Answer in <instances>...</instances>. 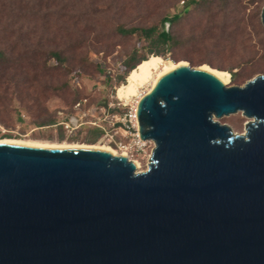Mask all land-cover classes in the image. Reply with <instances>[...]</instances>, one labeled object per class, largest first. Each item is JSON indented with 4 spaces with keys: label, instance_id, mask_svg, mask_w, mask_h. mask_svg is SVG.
I'll use <instances>...</instances> for the list:
<instances>
[{
    "label": "water",
    "instance_id": "1",
    "mask_svg": "<svg viewBox=\"0 0 264 264\" xmlns=\"http://www.w3.org/2000/svg\"><path fill=\"white\" fill-rule=\"evenodd\" d=\"M238 112L242 134L219 122ZM136 118L154 142L140 171L100 149L0 143V264H264V75L227 86L179 65Z\"/></svg>",
    "mask_w": 264,
    "mask_h": 264
},
{
    "label": "rangeland",
    "instance_id": "2",
    "mask_svg": "<svg viewBox=\"0 0 264 264\" xmlns=\"http://www.w3.org/2000/svg\"><path fill=\"white\" fill-rule=\"evenodd\" d=\"M184 1L0 0V50L9 59L0 66V139L101 144L120 152L94 123L107 129L105 109L116 107L113 112H120L133 105L137 97H116L129 72L126 62L133 55L152 54L137 35L120 36L114 28L155 24L181 12ZM257 10L254 15L255 9L244 0L227 11L183 12L171 26L178 45L166 47L159 56L226 71V85H237L232 72L243 74L251 63L264 67V27L261 8ZM59 50L67 56L64 65L71 72L57 67L54 54L48 57L49 51ZM256 75L264 73L255 72L245 82ZM149 87H140L139 94ZM71 118L77 123L69 131L62 122ZM247 120L238 112L219 122L242 134ZM119 137L115 135V141ZM151 147L131 158L140 163V170L147 168Z\"/></svg>",
    "mask_w": 264,
    "mask_h": 264
},
{
    "label": "trees",
    "instance_id": "3",
    "mask_svg": "<svg viewBox=\"0 0 264 264\" xmlns=\"http://www.w3.org/2000/svg\"><path fill=\"white\" fill-rule=\"evenodd\" d=\"M247 5L251 6L254 11V15H257V9L262 8L264 0H246ZM244 0H185L182 6V10L179 13L172 15L171 17H165L155 24L149 26H131L120 24L114 28V32L120 36H134L137 35L140 41L144 43V47L147 48L148 53L152 55H163L166 47H174L178 45L179 41L177 37L172 33L171 26L177 23L183 12H188L192 8H200L207 12L213 9L219 11H227L231 7L237 4H241ZM170 26V27H169ZM54 54L57 60V67L61 68L65 72H71L72 69L64 65L67 61V56L62 55V51H49L48 57L50 58ZM133 57L126 62L129 72L134 69L140 62L147 59L145 56L139 58ZM161 57V56H160ZM162 58V57H161ZM9 59L6 57L4 52L0 50V66L7 64ZM176 63V62H175ZM99 67V65H97ZM101 70V69H100ZM128 72V73H129ZM255 72H263L264 67H256L253 64H249V69L245 73H231L232 82L241 85L246 79L250 78ZM128 75V74H127Z\"/></svg>",
    "mask_w": 264,
    "mask_h": 264
},
{
    "label": "bare ground",
    "instance_id": "4",
    "mask_svg": "<svg viewBox=\"0 0 264 264\" xmlns=\"http://www.w3.org/2000/svg\"><path fill=\"white\" fill-rule=\"evenodd\" d=\"M186 64L185 61L171 62L165 61L160 56L150 55L147 59L140 62L134 69H132L126 76V81L121 83L116 89V97L118 100L127 101L131 97L141 98L143 95L139 94L140 87L145 84H149L147 92L154 86L156 81L168 71L174 69L179 65ZM201 69L215 74L218 78L225 82V84L230 81V74L226 71L214 69L207 65L200 66ZM141 95V96H140ZM139 99L137 100L139 102ZM0 143H16L31 146L40 147H65V148H94L104 151H108L112 154H120L127 157L126 153L118 152L117 150L101 144H85V143H69V142H41L33 140H23L17 138H3L0 139ZM137 169L140 171V163L137 160H132Z\"/></svg>",
    "mask_w": 264,
    "mask_h": 264
},
{
    "label": "built area",
    "instance_id": "5",
    "mask_svg": "<svg viewBox=\"0 0 264 264\" xmlns=\"http://www.w3.org/2000/svg\"><path fill=\"white\" fill-rule=\"evenodd\" d=\"M138 99L139 98L134 101L133 105H131L130 108L122 110L120 112H113L116 108L114 106L112 110L105 109L106 118H109L110 120V125L107 129L96 122L94 123L105 132V134L108 136L109 141H113L115 143L117 149L121 153L127 154V158L129 160H133L131 158L135 155L145 153L148 147L152 146V150L154 147V142L152 140L142 141L139 139L138 124L136 118ZM76 123L77 120L75 118H71L69 119V121L62 122V125H64L66 129H70L69 131H72L74 129L72 126H74ZM117 134H120V137L117 139V141H115L114 136ZM150 156L151 155H149V157Z\"/></svg>",
    "mask_w": 264,
    "mask_h": 264
}]
</instances>
